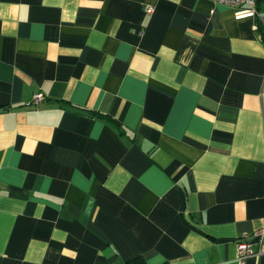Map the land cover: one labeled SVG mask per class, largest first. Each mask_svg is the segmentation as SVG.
<instances>
[{
    "label": "crops",
    "instance_id": "crops-1",
    "mask_svg": "<svg viewBox=\"0 0 264 264\" xmlns=\"http://www.w3.org/2000/svg\"><path fill=\"white\" fill-rule=\"evenodd\" d=\"M257 8L0 0V264H236L264 225Z\"/></svg>",
    "mask_w": 264,
    "mask_h": 264
},
{
    "label": "built area",
    "instance_id": "built-area-1",
    "mask_svg": "<svg viewBox=\"0 0 264 264\" xmlns=\"http://www.w3.org/2000/svg\"><path fill=\"white\" fill-rule=\"evenodd\" d=\"M216 3L229 5L234 8H244L249 10L254 15H259L257 10V0H212ZM147 12L152 11V7L146 9ZM44 98L40 92H36L26 102L27 106H38ZM264 241V225L252 231L249 234H244L236 241V264H246L248 257L260 252L259 246Z\"/></svg>",
    "mask_w": 264,
    "mask_h": 264
},
{
    "label": "trees",
    "instance_id": "trees-1",
    "mask_svg": "<svg viewBox=\"0 0 264 264\" xmlns=\"http://www.w3.org/2000/svg\"><path fill=\"white\" fill-rule=\"evenodd\" d=\"M257 10H258V8H257ZM257 28L259 30V33L261 34L262 40H264V25L261 24V22H258ZM89 113L92 114V115H96V116L102 117V118H106V119L110 118L109 115L104 114V113H99L97 111H89ZM126 264H146V263H145L143 257L137 256V257L129 259L126 262Z\"/></svg>",
    "mask_w": 264,
    "mask_h": 264
}]
</instances>
